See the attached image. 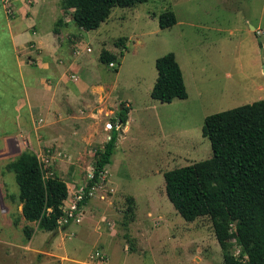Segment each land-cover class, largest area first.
Segmentation results:
<instances>
[{
    "label": "rangeland",
    "instance_id": "1",
    "mask_svg": "<svg viewBox=\"0 0 264 264\" xmlns=\"http://www.w3.org/2000/svg\"><path fill=\"white\" fill-rule=\"evenodd\" d=\"M32 1L0 0V264H223L211 221L180 217L166 196L163 173L211 158L210 141L202 135L207 116L264 99V0H148L114 7L92 31L75 25L73 10L64 11L62 0H49L54 8L41 9L39 29L51 27L61 35H54L55 42L47 39L44 50L30 39L21 41L17 57L11 34L23 25L12 23L13 8ZM165 11L175 14L176 24L161 29ZM103 50L116 55L112 67L99 60ZM169 53L187 97L167 104L152 99L151 91L155 61ZM36 59L64 74L62 86L70 95L64 105L73 110V123L82 114L92 119L93 124L85 122L88 131L80 123L81 135L71 137L72 126L48 127L47 118L28 111L36 79L59 78L37 69ZM121 112L124 125L118 122ZM113 131L114 154L88 201L91 214L79 225L75 218L68 223L91 177L94 153ZM51 138L59 145L43 143ZM25 149L39 157L45 177L56 175L67 184L69 195L57 231L37 229L31 251L22 255L26 222L15 175L5 167ZM67 227L77 234L54 252L73 261L43 260L34 253L49 249L57 234L54 243H60ZM232 251L239 252L236 246ZM96 252L105 263L89 259Z\"/></svg>",
    "mask_w": 264,
    "mask_h": 264
},
{
    "label": "trees",
    "instance_id": "2",
    "mask_svg": "<svg viewBox=\"0 0 264 264\" xmlns=\"http://www.w3.org/2000/svg\"><path fill=\"white\" fill-rule=\"evenodd\" d=\"M147 1L62 0V8L73 10L72 21L78 28L92 31L108 19L114 7L130 8ZM158 22L161 29L172 27L176 24L175 14L165 11ZM99 60L108 66L118 61L116 55L106 50ZM155 68L157 79L152 99L168 104L187 97L172 53L158 58ZM126 119L121 112L118 122L124 125ZM202 135L210 141L211 158L163 173L166 196L185 221L201 217L211 221L223 264H264V99L207 116ZM116 140L117 132L113 131L103 148L95 151L91 177L76 203L78 210L91 199L90 193L114 154ZM5 168L15 175L21 216L26 222L22 228L25 240L32 238L34 228L56 232L65 217L67 184L56 175L45 177L39 157L29 149ZM127 201V212H131L133 200ZM71 221L68 219V223ZM233 246L239 250L237 255Z\"/></svg>",
    "mask_w": 264,
    "mask_h": 264
},
{
    "label": "crops",
    "instance_id": "3",
    "mask_svg": "<svg viewBox=\"0 0 264 264\" xmlns=\"http://www.w3.org/2000/svg\"><path fill=\"white\" fill-rule=\"evenodd\" d=\"M3 2V0H1ZM44 8V10L47 12H52V4H50L49 0H43L42 2L38 0H33L32 5L26 6L25 4H21L20 7L18 8H13V13L15 16H13L12 23L15 24L17 21H20L23 25L21 29H19L18 32L14 31L12 32V43L15 49L16 56L18 57V47L21 46L20 43L21 41H25L30 39V42H34V45H36V48L42 49L45 45H48V40H53L55 42L56 38H54V35H61V32L58 34H55L53 29L50 27L48 31H42V29H39V25L37 22V18L40 17L39 15L43 13L44 11H41V9ZM43 10V9H42ZM47 15L44 13L43 19H46ZM41 19V18H40ZM18 26V25H17ZM33 28V29H32ZM35 28V29H34ZM29 30V31H28ZM254 30V29H253ZM58 32V31H57ZM30 33V35H29ZM47 33V35H45ZM48 39V40H47ZM44 50V49H42ZM87 52V51H86ZM52 53V52H51ZM48 57L51 56L50 53H47ZM21 66V64L19 63ZM36 68L40 69V71H43L46 73V75H49L52 78L59 77L57 81H51L48 78H39L36 79V89L30 88L32 92V97L29 96V99L27 101V108L29 112H34L37 111L38 116H41L43 118H47V120L50 121L49 126H52L54 124H60L63 126L70 125L73 127V129H70L71 132H69V135L72 137L74 134H77V136L81 135L80 132H77L78 130L81 129V124L84 123L85 127L88 128L87 131L89 130V127L86 123L89 125L92 123V119L88 118L84 114L83 116L80 117L76 116V122L73 121V110L67 105V102L70 99V95H68V91H65L66 89L64 86H62V82L64 81L65 77L64 74L59 73V70L56 68H52V66L45 62L40 60L38 62V59H36ZM33 75V73H29V75ZM28 76V74L26 73ZM22 76V74H21ZM24 76V74H23ZM64 83V82H63ZM64 85H66L64 83ZM27 91V90H26ZM61 105H64L63 108H61ZM38 108V109H37ZM37 109V110H34ZM82 113V112H80ZM79 115V114H78ZM81 115V114H80ZM85 116V117H84ZM84 122H83V121ZM79 122V123H77ZM86 122V123H85ZM81 123V124H80ZM93 124V123H92ZM10 133V132H8ZM6 133H4L5 135ZM1 135V134H0ZM9 135V134H7ZM55 138H51L48 140H45L43 143L46 145L55 144L59 145V141H55ZM83 210L81 211V221L76 222L75 225H79L83 221V217L85 216L86 212L91 214L90 208L88 209V202L82 207ZM81 208V209H82ZM88 209V210H87ZM66 231V236L64 234H61L60 238V243H54L57 240V237L60 236V234H57L55 239L53 240L52 246L49 249L46 250H39V251H34V253L41 257H43V260L45 257L51 259V260H56L60 259L61 262L65 261H73L69 260L66 255H56V252L54 250L59 251V249L62 248V243L64 242L65 239H69V237L75 236L77 234L76 231H73L74 233L70 232L69 233V227H67ZM38 232L36 228H34V233L33 236L30 240L25 242V244L21 245V248L25 250L22 255L31 251V241L35 235V233ZM48 234H51L49 232ZM68 237V238H67ZM62 242V243H61ZM27 255V254H26ZM61 257V258H60ZM59 261V260H58ZM57 261V262H58ZM105 263V262H104Z\"/></svg>",
    "mask_w": 264,
    "mask_h": 264
},
{
    "label": "built area",
    "instance_id": "4",
    "mask_svg": "<svg viewBox=\"0 0 264 264\" xmlns=\"http://www.w3.org/2000/svg\"><path fill=\"white\" fill-rule=\"evenodd\" d=\"M86 51L87 52H90V49L89 48H87L86 49ZM110 67H112L113 66V64H110L109 65ZM110 129L111 127H110V125H107V127H106V129ZM94 190V189H93ZM92 190V191H93ZM90 196H92V192L90 193ZM81 198H82V196L80 197V199L78 200V201H80L81 200ZM77 201V202H78ZM71 210H73L72 211V215L70 214L69 216H71V217H69V219H71V220H73V218H75L76 219V221L75 222H80V220H81V215H80V210H78V208H77V206H76V204H75V208L74 207H72V209ZM62 220V219H61ZM60 220V221H61ZM60 223V222H59ZM89 259L90 260H95V259H98L100 262H105L106 261V259H105V256L103 255V254H101V253H99V252H96V253H94L93 255H91L90 257H89Z\"/></svg>",
    "mask_w": 264,
    "mask_h": 264
}]
</instances>
